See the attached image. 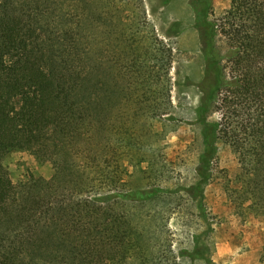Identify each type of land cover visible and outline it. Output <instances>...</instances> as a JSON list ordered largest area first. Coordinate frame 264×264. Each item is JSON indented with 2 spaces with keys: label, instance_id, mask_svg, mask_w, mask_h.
<instances>
[{
  "label": "trees",
  "instance_id": "trees-1",
  "mask_svg": "<svg viewBox=\"0 0 264 264\" xmlns=\"http://www.w3.org/2000/svg\"><path fill=\"white\" fill-rule=\"evenodd\" d=\"M229 2L214 17L212 0H188L203 59L201 150L182 190L203 219L219 142L237 155L256 204L264 191V0ZM45 12L43 0H0V264H147L155 252L130 208L171 189L134 188L129 168H152L150 126L175 119L174 48L150 35L143 9L147 40L125 19L105 67L84 19L50 28ZM12 150L50 160V178L12 181L3 163ZM184 255L215 264L196 244L174 257Z\"/></svg>",
  "mask_w": 264,
  "mask_h": 264
},
{
  "label": "rangeland",
  "instance_id": "rangeland-1",
  "mask_svg": "<svg viewBox=\"0 0 264 264\" xmlns=\"http://www.w3.org/2000/svg\"><path fill=\"white\" fill-rule=\"evenodd\" d=\"M43 2L47 11L44 14L54 18L50 28L59 27L65 19L70 23H82L81 19H84L82 31L89 33L85 41L88 46L100 45L105 67H110V59L116 56L113 41L125 28L122 25L125 19L134 22L132 27L147 40L149 28L144 23L143 9L150 22V35L153 27L156 35L174 48L170 75L175 119L155 120L150 126L152 168L146 173L139 166L129 168L131 176L128 179L134 188L160 185L171 189L159 199L137 203L130 208L138 228L149 234L146 239L149 248L155 252L153 260L149 259L147 264H207L200 257H174L180 249L191 251L194 244L201 247L204 256L215 264H264V191L260 190V207L248 190V175L228 145L218 143L213 175L204 191L205 219L195 202L182 190L195 180V165L201 150L199 126L193 119L199 100L197 82L203 74V59L188 0H169L167 4L161 0ZM229 4V0H212L213 16H221ZM94 14L100 15V19L97 20ZM70 27L80 31L79 27ZM114 28L115 33L112 32ZM94 31L97 32L95 36ZM69 32L71 37L73 33ZM217 115V112L212 114V118ZM3 163L14 182L29 176L48 179L53 172L50 160L40 159L27 150L8 152ZM145 165L141 164L144 168Z\"/></svg>",
  "mask_w": 264,
  "mask_h": 264
}]
</instances>
